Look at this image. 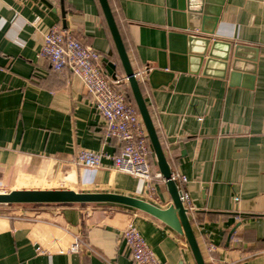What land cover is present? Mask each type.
I'll return each mask as SVG.
<instances>
[{
    "label": "crops",
    "instance_id": "crops-1",
    "mask_svg": "<svg viewBox=\"0 0 264 264\" xmlns=\"http://www.w3.org/2000/svg\"><path fill=\"white\" fill-rule=\"evenodd\" d=\"M0 0V190L45 185L171 204L152 152V180L114 169L122 145L102 134L104 120L72 73L39 57L52 27L116 65L98 0ZM135 73L155 68L167 50L176 0H107ZM213 40L231 43L254 72L231 86L218 67L175 73L155 87L140 83L163 152L205 264H264V0H224ZM105 71V69H104ZM106 72V71H105ZM102 155L100 167L77 152ZM41 187V186H40ZM14 207V206H13ZM0 211V264H134L121 235L133 222L160 264H195L187 242L155 218L109 204H41ZM79 239L78 252L69 251ZM213 247L214 250L210 248Z\"/></svg>",
    "mask_w": 264,
    "mask_h": 264
},
{
    "label": "water",
    "instance_id": "water-1",
    "mask_svg": "<svg viewBox=\"0 0 264 264\" xmlns=\"http://www.w3.org/2000/svg\"><path fill=\"white\" fill-rule=\"evenodd\" d=\"M41 2L51 8L47 0ZM107 27L109 29L124 78L146 130L150 147L154 153L157 168L165 180L171 204L161 209L146 201L114 193L76 192L68 189H21L0 193V205H41V204H109L119 205L143 212L165 224L188 244L195 264H205L195 235L188 218V210L183 206L181 192L167 162L151 114L143 98L141 86L127 56L121 36L116 26L107 0H98ZM224 0H176V9L172 13L171 26L176 31L168 35L167 50L158 53L155 68L148 69L146 76L152 85H166L175 73H185L193 68H201L210 73L218 67L224 77L228 73L231 86L238 85L240 80H253L254 72L245 70L246 63L238 50L232 49L231 43L213 40L214 27L219 21ZM101 60V59H100ZM106 73L117 80L116 65L103 59Z\"/></svg>",
    "mask_w": 264,
    "mask_h": 264
},
{
    "label": "built area",
    "instance_id": "built-area-1",
    "mask_svg": "<svg viewBox=\"0 0 264 264\" xmlns=\"http://www.w3.org/2000/svg\"><path fill=\"white\" fill-rule=\"evenodd\" d=\"M39 57L46 59L54 72L68 71L80 80L96 111L104 120L103 136L115 139L122 145L119 154L111 157L114 169L148 184L153 177L149 166L152 152L146 130L139 113L127 101L125 92L120 88L121 81L112 80L102 68L99 53L83 46L67 31L52 27L43 36ZM148 69L135 73L139 83L144 81ZM101 159L100 153L87 149L79 150L76 156L77 164L88 170L98 169ZM154 178L162 179L160 174H156ZM171 178L173 181L177 179L182 183L186 182L181 176L172 174ZM180 200L185 207L188 195L181 192ZM121 238L134 264H160L133 222L127 223ZM81 244L83 243L77 238L69 251L78 252ZM210 249L214 250L213 247Z\"/></svg>",
    "mask_w": 264,
    "mask_h": 264
},
{
    "label": "rangeland",
    "instance_id": "rangeland-1",
    "mask_svg": "<svg viewBox=\"0 0 264 264\" xmlns=\"http://www.w3.org/2000/svg\"><path fill=\"white\" fill-rule=\"evenodd\" d=\"M41 186V187H40ZM40 186H38V185H33V184H29V185H20V186H18V188L17 189H15V190H23V189H29V190H32V189H60V188H48L47 186H45V185H40ZM4 192H9L8 190H5ZM3 191L1 192V190H0V193H4ZM14 206V207H13ZM17 206H23V205H0V211L2 212V211H7L8 209V207H10L11 209H9V210H16V208H17Z\"/></svg>",
    "mask_w": 264,
    "mask_h": 264
},
{
    "label": "trees",
    "instance_id": "trees-1",
    "mask_svg": "<svg viewBox=\"0 0 264 264\" xmlns=\"http://www.w3.org/2000/svg\"><path fill=\"white\" fill-rule=\"evenodd\" d=\"M126 85H127V84H126ZM124 92H125V94H126L127 101H128L129 103H131V104L133 105V107L137 110L136 105H135V103H134V100H133V98H132V95H131V92H130V89H129L128 85H127L126 90H125ZM137 112H138V110H137ZM150 148H151V147H150ZM151 152H153L152 149H151Z\"/></svg>",
    "mask_w": 264,
    "mask_h": 264
}]
</instances>
